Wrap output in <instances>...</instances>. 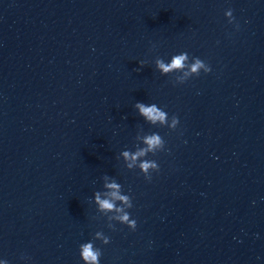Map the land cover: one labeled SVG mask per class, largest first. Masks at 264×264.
Returning <instances> with one entry per match:
<instances>
[{"label": "water", "instance_id": "95a60500", "mask_svg": "<svg viewBox=\"0 0 264 264\" xmlns=\"http://www.w3.org/2000/svg\"><path fill=\"white\" fill-rule=\"evenodd\" d=\"M178 51L212 71L162 75ZM152 131L145 179L119 152ZM105 174L135 230L92 203ZM96 230L101 264H264V0H0V256L83 264Z\"/></svg>", "mask_w": 264, "mask_h": 264}, {"label": "clouds", "instance_id": "9594fccd", "mask_svg": "<svg viewBox=\"0 0 264 264\" xmlns=\"http://www.w3.org/2000/svg\"><path fill=\"white\" fill-rule=\"evenodd\" d=\"M226 15L229 17V23L235 21L232 9L227 10ZM235 27L239 28L238 22ZM138 63L143 66L145 61L139 60ZM155 68L162 75L177 74L176 81L180 84L193 76H198L201 72L208 73L212 71L209 63L199 56H190L188 51L175 52L167 59L158 57L155 60ZM133 106L138 115L151 125H165L174 129L179 123L177 115L170 116L168 111L155 102L138 100ZM140 139L142 141L140 146L134 149L125 147L119 152V156L125 161L127 168H138L145 179H151L152 173L159 170V163L156 159L150 158L149 154L166 150L165 140L157 131L148 132ZM91 201L96 210L105 213L109 220L126 225L131 230L136 229L137 220L129 211L133 207L132 197L123 191V186L117 179L105 174L103 190H95L92 193ZM109 227L114 226L109 225ZM96 240L107 244L110 237L102 230H96L90 239L82 241L79 244V256L83 264H101L102 250L95 244ZM0 264H9V260L0 256Z\"/></svg>", "mask_w": 264, "mask_h": 264}]
</instances>
